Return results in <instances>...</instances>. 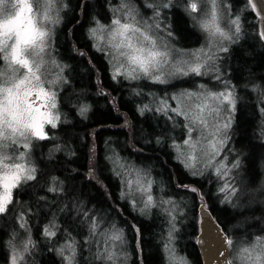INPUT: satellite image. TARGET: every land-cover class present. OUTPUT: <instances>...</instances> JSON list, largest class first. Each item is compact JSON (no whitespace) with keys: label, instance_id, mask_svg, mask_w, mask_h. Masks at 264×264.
I'll return each instance as SVG.
<instances>
[{"label":"trees","instance_id":"1","mask_svg":"<svg viewBox=\"0 0 264 264\" xmlns=\"http://www.w3.org/2000/svg\"><path fill=\"white\" fill-rule=\"evenodd\" d=\"M231 2L249 4L248 0ZM66 3L54 47L58 56L69 64L64 88L70 91L71 97L61 105L66 109L67 119L60 122L54 132L49 130L53 134L51 139L32 143L36 178L15 187L9 210L0 214V263L7 257L5 241L12 227L18 225L16 214L22 212L34 245L21 264H65L50 246L54 247V242L70 233L87 237L86 229L76 227V222L89 219L88 216L115 220L123 227L127 264H165L155 209L149 216H143L130 209L119 195L118 178L105 158L107 143H112L127 159L146 162L145 168L163 181L168 193L176 197L189 195L187 218L177 229L176 243L192 264H202L196 245L199 203L205 204L227 235L228 226L233 223L242 225V232H249L262 215L250 221L244 217L250 213L248 209L239 211L218 205L211 194V180L189 174L173 158L168 142L176 128L161 114L138 111L134 96L136 85L139 89L161 91L190 84L191 79L185 77L168 84H131L122 78L114 79L105 56L92 46L86 33L93 18L105 20L108 17L107 0H66ZM169 12L173 16L172 31L177 41L183 46L196 43L199 36L189 25L185 13L178 6ZM254 17L252 8L244 11V34L230 48L227 60L229 78L238 89L227 145L239 151V166L249 175L251 186L262 179L264 171L261 112L248 89L253 81L264 83V44L256 32ZM81 100L89 105L84 116L75 110ZM186 186L197 188L203 199L199 200L197 191L188 190ZM52 218L57 220V230L49 241L41 227ZM88 249L78 248L72 264L92 261L101 264L96 253Z\"/></svg>","mask_w":264,"mask_h":264},{"label":"rangeland","instance_id":"2","mask_svg":"<svg viewBox=\"0 0 264 264\" xmlns=\"http://www.w3.org/2000/svg\"><path fill=\"white\" fill-rule=\"evenodd\" d=\"M107 3V11L109 12L108 17L105 20H101L97 17L93 18L86 28V33L91 40L92 46L95 49L99 48V51L105 56L108 69L114 79L122 78L131 84L135 82H142L144 84H161V82L155 81L152 76H145L143 73H139L138 78L136 79L124 75L123 73L129 68L126 59L123 57L114 58L113 54L115 50L108 45V40L110 39L109 32L116 27L112 21L119 18L121 23L131 22L132 16H135V21L141 28H146L156 39L158 47L164 50L166 46L167 50L170 52L171 59L169 64L161 67L159 73L153 72V76L163 74L165 82L162 84H168L174 80L185 77L191 79L190 84L174 86L168 90L161 91L139 89L137 88L139 86L136 85L137 87L134 90V96L137 98V108L140 113L147 111L154 115L161 114L163 119L165 118L176 128V131L173 133V138L168 142L173 158L177 160L189 174L198 176V178L206 177L208 180H211V194L214 196L218 205H226L230 209H237L239 211L241 209H248L250 213L244 217L250 221L253 218L262 215L263 218L259 219L254 227L251 226L249 232H242V225L239 223L230 224L227 229L229 233L228 240L232 241L231 244H228V262L230 264H252L251 261L246 260L247 253H244L243 249L251 247L253 244L257 243L258 237L264 240V171L262 179H260L257 184L251 186L249 175L245 174L239 166V151L230 148V146L227 145L238 98L237 86L233 84L227 71L228 53L232 45L237 44L244 34L246 25L243 21V13L245 10L251 9L250 3L234 4L231 0H216L219 25L232 37L230 40L223 39L219 35L215 37L210 36L209 32L202 28V21L209 18L211 11L210 0H202V2L198 4V11L196 13L187 10L188 0H170L168 7H163L164 0H107ZM66 6V0H54L52 5V15L55 18L58 14L59 19L58 22L49 25L52 29L51 42L47 49L48 55L45 57L46 63L41 68V72L44 73L42 80L45 81V89L47 90L51 87V90L56 92V108L51 109L53 114H58L59 116V119L56 121V127L60 122L67 119L66 109L62 108L61 105L68 101V97H71L70 91L64 88L68 81L67 72L69 64L58 56L54 47V38ZM176 6L185 13L189 20V25L192 26L193 30L199 36L197 42L192 45L183 46L174 36L172 31L173 16L169 11L172 7ZM157 11L159 12V15L156 14ZM193 17H196V19H193ZM237 18L239 21V32H236V26L232 24V21ZM252 19L256 22L255 17ZM101 26L104 31H98L97 35L103 36V40L94 39L91 30L93 28L99 29ZM256 32H258L257 27ZM169 33L171 35H169ZM117 40H119V37H117ZM224 48H226L227 51H223L222 49ZM200 49H204L209 55L214 54L213 59L208 62L205 68L201 69V75H196L191 72H189L188 75H182L175 72V67H187L183 61H189V63L193 62L195 58L191 57V53L197 52ZM203 58V54H201V59ZM52 61H55V64H53ZM121 64H124V68H121L122 74L114 76L116 69L120 68ZM57 65H59V67H57ZM173 65H175V67ZM170 72L173 74L169 75ZM57 74H59V79H57ZM51 80H56V83L50 86L46 81ZM248 87L252 95L251 99L255 100L260 108L262 118L261 134L262 139H264V83L260 84L259 81H253ZM221 91L233 92L235 106L234 108H231L227 103L219 105V115H217L216 112H212L211 115H209L208 110L206 109L204 115L208 121L207 128H204L199 124L194 126L191 124L190 119H186L184 115H178L176 111H173V109H180L181 112H185L190 108H194L196 104L202 103L204 96L207 93H219ZM184 93H196L197 95L188 97L182 95ZM74 95L77 97L75 92ZM198 96L200 97L199 99L197 98ZM33 99H35V96ZM33 99H29V102L31 103ZM207 103L210 107H214L218 104L215 100H208ZM37 105L42 106L40 108L41 112L49 111L46 100L43 96L36 101V104H34L33 107H36ZM75 107V110L80 115L84 116L87 110L82 112L81 109H88L89 105L87 102L81 100ZM229 119L230 126L227 129L220 127L219 133L216 136H213L212 133L216 132L217 126H222V124L229 121ZM56 127L53 128L50 124H44V131L48 138L53 137V134L49 130L54 132ZM190 127L194 128L191 133V139L193 141H200L195 151V161H190L188 159L192 150L184 143L186 139H189ZM220 138H225L223 146L220 147V154L215 157V160L211 165L205 166L212 153L210 142L214 140L218 141ZM29 139L31 143L30 150L23 147L17 148L13 145L7 151L9 154L13 155L15 152H26V159L30 160L31 166H34L36 169L31 149L32 143L39 139L35 137H30ZM105 158L112 172L118 178L119 195L127 201L130 209L143 216L151 214L154 209L156 215L158 214L157 222L160 226L158 231L165 264H170L169 249H172L175 252L176 264H180L181 260L186 261V264H192L185 253L179 250L176 243L177 229L181 221L187 218L186 212L188 206L186 205V198H188L189 195L185 194L184 196L179 195L176 197L173 194L168 193V188L163 181L157 179L150 170L145 168L147 165L146 162L140 161V163L136 160L127 159L124 155L118 152L112 143H107L105 148ZM117 161H119V163H117ZM8 162L11 163V161ZM237 162L238 165L233 167ZM187 163H194L195 167H186L185 165ZM221 164L226 167L220 168L218 174L217 168ZM91 165L92 163L90 162V167ZM120 165H123V167ZM91 171L92 168H90V172ZM194 172L196 174H193ZM22 182H25V180H21L20 183ZM225 185L228 187L222 191L221 189L225 188ZM50 187H52V185ZM141 188L147 189V191L139 190ZM186 188L188 190L193 188L196 189L199 200L203 199V196L199 194L197 188L193 186H186ZM13 189L14 188H12L11 193L13 192ZM232 189H235L234 193L231 191ZM2 191L3 189L0 188V192ZM149 195L152 197V203L148 204L146 207L145 205ZM97 217L88 216L89 219L91 218V221L84 218L82 221L76 222V227L81 226L86 229L87 237L85 234L80 237H75L73 233H70L66 234L57 242H54V247L52 245L50 246L55 254L63 259L65 264H69L67 259L69 256L72 257L73 263L78 248H81L82 246L93 250L94 253H96V258L101 259V264L128 263L123 227L118 225L115 220L103 221L102 216L98 217L99 219ZM16 219L18 225L12 227L13 230L5 241L7 257L0 264H12L14 252L22 255L23 258L18 259L17 261V264H21L27 251L34 245L31 233L26 228L25 215H23L22 212H18L16 214ZM86 220L87 222L85 223ZM196 220L198 221V216L196 217ZM93 223L96 225L95 229H93ZM46 229L54 231L56 234L57 220L52 218L41 227V232L46 235V239L52 241L53 236L47 235L45 232ZM113 233H119L121 239L117 241L111 240L110 237ZM29 241L31 243H28ZM25 244H27V251H24ZM257 251H259V248H257ZM109 253H113L112 259L107 258ZM89 264H96V262L92 261L89 262Z\"/></svg>","mask_w":264,"mask_h":264},{"label":"snow or ice","instance_id":"3","mask_svg":"<svg viewBox=\"0 0 264 264\" xmlns=\"http://www.w3.org/2000/svg\"><path fill=\"white\" fill-rule=\"evenodd\" d=\"M201 2L202 0H188L187 10L196 13L198 4ZM53 3L54 0H34V2L33 0H0V188L3 189L0 192V214L9 210L8 205L12 203V188L17 187L21 180H34L36 178V169L31 166L30 160L26 159V152H15L13 155L9 154L7 150L13 145L17 148L23 147L30 150L29 138L47 139L44 124H50L54 128L56 127V121L59 119L58 114L51 112V109L56 108V92L52 91L51 87L45 89V81L42 80L44 73L41 72V68L46 63L45 57L48 55L47 49L51 42L52 29L49 25L58 22L59 19L58 14L55 18L52 15ZM210 3L209 18L202 21V28L209 32L210 36L219 35L223 39L230 40L232 37L219 25L216 0H210ZM169 4L170 0H164L163 7H168ZM156 14L159 15V12L157 11ZM193 19H196V17H193ZM112 23L116 27L109 32L108 45L115 50L114 58L123 57L126 59L129 68L123 74L136 79L139 73H143L145 76H152L157 82H165L163 74L153 76V72L159 73L161 67L169 64L171 57L167 47L165 46L164 50L158 47L156 39L150 32L136 23L135 16H132L131 22L121 23V20L117 18ZM232 24L236 26V32H239L238 18L233 20ZM98 31L103 32V27L93 28L91 30L92 37L103 40V36L97 35ZM169 35L171 34L169 33ZM117 37H119V40H117ZM222 50L227 51L226 48ZM81 54L83 55V53ZM201 54H203V59H201ZM213 55H209L204 49L193 52L191 57H194L195 60L191 63L183 61L187 65L186 68L173 65L175 72L182 75H188L189 72L201 75V69L205 68L208 62L213 59ZM52 63L55 64V61H52ZM121 68H124V64L116 69L114 76L122 74ZM172 74L169 73V75ZM57 79H59V74H57ZM46 82L51 86L56 83V80ZM34 92L35 99L30 103L29 97ZM182 95L192 97L197 94L184 93ZM41 96L46 100L49 109L47 112L40 111L41 105L33 107ZM208 100H215L218 104L210 107L207 103ZM224 103L234 108L235 98L232 91L207 93L203 102L196 104L194 108H190L185 112H181L180 109H173V111H176L178 115H184L186 119H190L192 125L199 124L207 128L208 121L204 115L205 110H208L209 115L212 112L219 115V105ZM86 110V108L81 109L82 112ZM229 126L230 119L224 122L222 126H217L216 132H213L212 135L216 136L220 131V127L227 129ZM193 130L194 128H189V139L184 141L192 150L188 157L190 161L196 160L195 151L200 143L199 140L193 141L191 139ZM224 142L225 138L210 142L212 153L205 166L214 162L215 157L220 154V147L223 146ZM8 161H11V163ZM237 165L238 162L233 167ZM120 166L123 167V165ZM185 166L194 168L195 164L187 163ZM224 167L226 166L221 164L217 168V173L219 174L220 168ZM227 187L225 185V188L221 190L224 191ZM139 190L147 191L143 188ZM191 190L196 191L194 188ZM231 191L234 193L235 189ZM151 203L152 197L149 195L145 206L147 207ZM95 227L96 225L93 223V229ZM45 232L49 236L55 235L54 231L48 229ZM110 239L113 241L120 240L121 235L113 233ZM227 243L231 244L232 241L228 240ZM257 248H259V251H257ZM24 251H27V244L24 246ZM169 252L170 264H176L175 252L172 249H169ZM243 252L247 253L246 260L251 261L252 264H264V259H262L264 258V240L262 238L258 237L257 243L244 248ZM22 258V255L14 252L12 264H17L18 259ZM107 258L112 259L113 253H109ZM67 259L69 264H72V257L69 256ZM180 264H186V261L181 260Z\"/></svg>","mask_w":264,"mask_h":264},{"label":"water","instance_id":"4","mask_svg":"<svg viewBox=\"0 0 264 264\" xmlns=\"http://www.w3.org/2000/svg\"><path fill=\"white\" fill-rule=\"evenodd\" d=\"M256 15L259 37L264 44V0H248ZM255 5V7H253ZM33 93L29 99H33ZM198 231L196 245L202 264H230L228 262V235L203 202L198 204Z\"/></svg>","mask_w":264,"mask_h":264}]
</instances>
